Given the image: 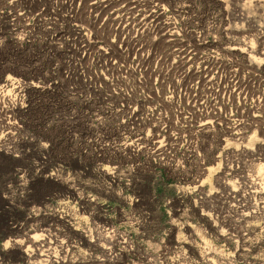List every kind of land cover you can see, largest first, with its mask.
I'll use <instances>...</instances> for the list:
<instances>
[{"label": "rangeland", "instance_id": "374dc122", "mask_svg": "<svg viewBox=\"0 0 264 264\" xmlns=\"http://www.w3.org/2000/svg\"><path fill=\"white\" fill-rule=\"evenodd\" d=\"M263 50L264 0H0V264H264Z\"/></svg>", "mask_w": 264, "mask_h": 264}, {"label": "bare ground", "instance_id": "6f19581e", "mask_svg": "<svg viewBox=\"0 0 264 264\" xmlns=\"http://www.w3.org/2000/svg\"><path fill=\"white\" fill-rule=\"evenodd\" d=\"M244 17H245V15L241 14V19H244ZM246 49H248V50L250 49V51H248L250 54L254 53L253 52V48L251 46L247 47ZM260 55L263 56V57H260V60L261 61L264 60V50L260 53ZM232 185L236 186L235 183H233ZM237 185L239 187L240 199L243 202L246 201L247 198L259 197L261 199V197L264 196V183H254L253 181H250V182L246 181L245 183H239ZM236 195H237V193H236ZM236 195H235V197H236ZM232 198H234V197L232 196L231 199ZM254 206H255L254 208H257L256 204H254ZM244 216H247V214H244ZM94 242L96 243V241H94ZM30 244L32 245L33 249L34 248L36 249L38 246H40L39 242L36 239H33V241ZM44 246H46V245L44 244ZM28 247H30V245ZM49 249L50 248H48L46 250L47 251L46 255H44V254L35 255L33 253H26V252H23V251H22L21 254L23 256H25L24 259L26 260L27 264H66V261H65L64 258L61 259L58 256H56L54 251L49 252Z\"/></svg>", "mask_w": 264, "mask_h": 264}]
</instances>
